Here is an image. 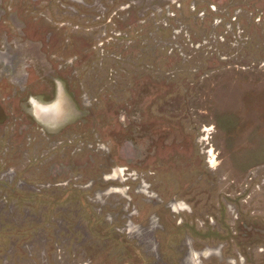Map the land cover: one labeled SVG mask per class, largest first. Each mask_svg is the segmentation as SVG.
Wrapping results in <instances>:
<instances>
[{"label":"rangeland","instance_id":"rangeland-1","mask_svg":"<svg viewBox=\"0 0 264 264\" xmlns=\"http://www.w3.org/2000/svg\"><path fill=\"white\" fill-rule=\"evenodd\" d=\"M0 264H264V0H0Z\"/></svg>","mask_w":264,"mask_h":264},{"label":"bare ground","instance_id":"bare-ground-1","mask_svg":"<svg viewBox=\"0 0 264 264\" xmlns=\"http://www.w3.org/2000/svg\"><path fill=\"white\" fill-rule=\"evenodd\" d=\"M53 104L54 103L41 105V104H36L35 103V110L34 111H35L36 114H39V113H41L42 111H44L46 109H47V111L54 110L56 108V106L53 108V106H52Z\"/></svg>","mask_w":264,"mask_h":264},{"label":"water","instance_id":"water-1","mask_svg":"<svg viewBox=\"0 0 264 264\" xmlns=\"http://www.w3.org/2000/svg\"><path fill=\"white\" fill-rule=\"evenodd\" d=\"M54 104H55V103H54ZM52 106H54V105H52ZM53 108H54V107H53ZM53 108H52V109H53Z\"/></svg>","mask_w":264,"mask_h":264}]
</instances>
